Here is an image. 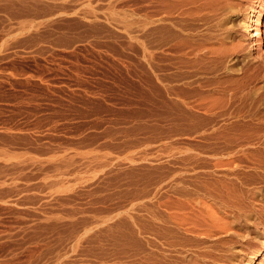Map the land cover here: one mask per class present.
I'll return each mask as SVG.
<instances>
[{
    "label": "rangeland",
    "instance_id": "rangeland-1",
    "mask_svg": "<svg viewBox=\"0 0 264 264\" xmlns=\"http://www.w3.org/2000/svg\"><path fill=\"white\" fill-rule=\"evenodd\" d=\"M260 1L0 0V264H229L264 217Z\"/></svg>",
    "mask_w": 264,
    "mask_h": 264
},
{
    "label": "bare ground",
    "instance_id": "bare-ground-1",
    "mask_svg": "<svg viewBox=\"0 0 264 264\" xmlns=\"http://www.w3.org/2000/svg\"><path fill=\"white\" fill-rule=\"evenodd\" d=\"M183 1V0H182ZM259 1V0H258ZM222 3V2H221ZM230 3V2H229ZM195 4V3H194ZM264 2L263 0L260 1V6H263ZM235 5V4H234ZM226 6V5H225ZM245 6V5H244ZM224 7V5H223ZM230 7V5H229ZM247 7V6H246ZM207 8V7H206ZM212 8V7H211ZM240 8V7H239ZM238 8V9H239ZM219 9V8H218ZM223 9V8H222ZM227 9V8H226ZM250 10V9H249ZM226 11V10H225ZM238 11V10H237ZM221 12V11H220ZM227 12V11H226ZM233 12V11H232ZM240 12V11H239ZM247 12V11H246ZM264 12V7H263V10H262V13ZM215 13V12H214ZM238 13V12H236ZM255 14V11L252 12V20H253V15ZM228 17V16H227ZM262 17V14L260 15V18ZM250 19V22L252 21ZM210 20V19H209ZM222 22V21H221ZM201 23V22H200ZM257 23V22H256ZM251 25V29L253 28V25ZM225 29V28H224ZM254 30L256 31V35L257 36H260L261 35V21L259 22L258 21V24L255 25V28ZM165 31V30H164ZM218 43V42H217ZM238 46V45H237ZM242 51V50H241ZM205 52V51H204ZM200 60V59H199ZM244 82V81H243ZM255 88V87H254ZM236 92V91H235ZM260 92V91H259ZM256 93V92H255ZM244 94V93H243ZM257 95V94H256ZM228 97V96H227ZM230 98V97H229ZM234 98V97H233ZM253 98V97H252ZM239 99V98H238ZM238 107V106H237ZM259 107V106H258ZM227 108V107H226ZM242 110V109H240ZM263 113V112H262ZM227 115V114H226ZM231 116V115H230ZM227 118V117H226ZM255 119V118H254ZM263 119V118H262ZM261 120V119H260ZM227 122V121H226ZM228 123V122H227ZM252 124V123H251ZM253 126V125H252ZM252 129V128H251ZM228 130V129H227ZM228 132V131H227ZM230 134V133H229ZM240 136V135H239ZM238 136V137H239ZM231 137V136H230ZM233 137V136H232ZM231 137V138H232ZM223 139V138H222ZM227 139V138H226ZM229 139V138H228ZM236 139V138H235ZM240 139V138H239ZM230 140V139H229ZM216 147V146H215ZM263 149V148H262ZM208 152V151H207ZM259 156V155H258ZM222 164V163H221ZM208 169V168H207ZM177 186V185H176ZM218 186V185H217ZM226 186V185H225ZM184 189V188H183ZM228 190V189H227ZM193 191V190H192ZM232 195V194H231ZM200 198V197H199ZM203 200V199H202ZM216 204V203H215ZM245 204V203H244ZM215 208V207H214ZM214 210H212L213 212ZM213 214V213H212ZM263 215V214H262ZM196 216V215H195ZM236 218V217H235ZM214 221V220H213ZM189 222V221H188ZM205 222V221H204ZM250 222V221H249ZM217 223V222H216ZM189 224V223H188ZM201 224V223H200ZM250 224V223H249ZM248 224V225H249ZM253 225V224H252ZM230 226V225H229ZM190 227V226H189ZM177 228V227H176ZM213 229V228H212ZM260 229H263V232H262V235H264V217H260L259 219V222L257 224V226L255 227L254 226V235H251V238L248 239H245L244 241H242L241 243L239 242H235L227 245V248H226V251H225V259H228L227 261H229V264H246V262H248L247 264H253L255 263V261H259L261 260V262L264 261V245L260 246V247H253L252 249H248L247 253L245 252V250H247L246 248L251 244L252 245V242L251 241L252 239L253 240H256V238H258L259 236L256 235L258 233V231ZM259 234H260V231H259ZM236 235V234H234ZM176 236V235H175ZM241 236V235H240ZM168 237V236H167ZM235 238V237H234ZM238 238V237H237ZM245 238V237H244ZM242 239V238H241ZM162 240V239H161ZM177 240V239H176ZM233 240V239H231ZM170 241V240H169ZM183 241V240H182ZM224 242V241H223ZM222 242V244H223ZM261 242V241H260ZM226 243V242H225ZM180 245V244H179ZM250 247V246H249ZM248 247V248H249ZM223 247H221L222 249ZM208 250V249H207ZM223 251V250H222ZM153 252V251H152ZM218 253V252H217ZM246 253V254H245ZM223 257V256H222ZM166 258V257H165ZM174 258V257H173ZM218 258V257H216ZM223 259V258H221ZM214 260V259H213ZM218 260V259H217ZM224 260V259H223ZM226 261V260H224Z\"/></svg>",
    "mask_w": 264,
    "mask_h": 264
}]
</instances>
